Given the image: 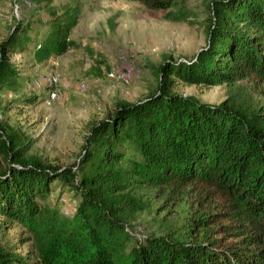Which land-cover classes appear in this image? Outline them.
Returning <instances> with one entry per match:
<instances>
[{
  "label": "trees",
  "instance_id": "obj_1",
  "mask_svg": "<svg viewBox=\"0 0 264 264\" xmlns=\"http://www.w3.org/2000/svg\"><path fill=\"white\" fill-rule=\"evenodd\" d=\"M133 1L169 15L178 7L177 19L184 16L183 0ZM212 14L205 47L192 59L166 56L153 93L118 102L93 125L77 170L26 155L21 137L0 126V231L22 224L38 257L0 242V264H264V0H215ZM77 19L56 15L35 56L71 49ZM26 33L13 28L0 42V89L17 83L11 55ZM241 80L263 98L260 106L176 90L180 82ZM124 147L140 159L129 161ZM56 181L79 194L71 217L46 204ZM137 183L193 204L183 239L174 231L134 232L129 205Z\"/></svg>",
  "mask_w": 264,
  "mask_h": 264
},
{
  "label": "rangeland",
  "instance_id": "obj_2",
  "mask_svg": "<svg viewBox=\"0 0 264 264\" xmlns=\"http://www.w3.org/2000/svg\"><path fill=\"white\" fill-rule=\"evenodd\" d=\"M183 1L184 16L177 19L178 7L169 15L133 0H0V42L13 28L27 30L28 36L24 47L11 55L17 83L0 89V126L21 137L26 155L77 170L96 122L110 115L118 102H135L153 93L158 66L166 56L192 59L207 45L215 0ZM62 14L78 16L69 37L74 46L61 55L37 58V45L51 32L52 19ZM126 67L131 69L127 77L120 73ZM252 86L247 80L216 86L180 82L176 90L211 103L233 96L258 107L263 98ZM123 150L129 161L140 159L134 150ZM132 195L129 222L134 232L174 231L183 239L193 206L189 200L139 183ZM79 201L73 188L56 181L46 204L71 217ZM29 236L15 223L0 231V242L35 261L37 249Z\"/></svg>",
  "mask_w": 264,
  "mask_h": 264
},
{
  "label": "built area",
  "instance_id": "obj_3",
  "mask_svg": "<svg viewBox=\"0 0 264 264\" xmlns=\"http://www.w3.org/2000/svg\"><path fill=\"white\" fill-rule=\"evenodd\" d=\"M120 73H125V74H126V77H127L128 75H131L130 68H127V67L124 68L123 70H121Z\"/></svg>",
  "mask_w": 264,
  "mask_h": 264
},
{
  "label": "bare ground",
  "instance_id": "obj_4",
  "mask_svg": "<svg viewBox=\"0 0 264 264\" xmlns=\"http://www.w3.org/2000/svg\"><path fill=\"white\" fill-rule=\"evenodd\" d=\"M130 72H131V69H130Z\"/></svg>",
  "mask_w": 264,
  "mask_h": 264
}]
</instances>
